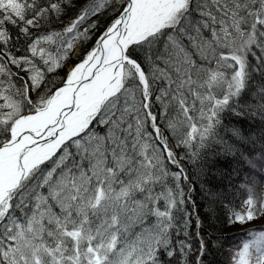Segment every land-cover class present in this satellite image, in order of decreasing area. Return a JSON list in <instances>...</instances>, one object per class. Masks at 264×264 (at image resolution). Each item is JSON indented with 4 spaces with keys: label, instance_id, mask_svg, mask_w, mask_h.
I'll use <instances>...</instances> for the list:
<instances>
[{
    "label": "snow or ice",
    "instance_id": "1",
    "mask_svg": "<svg viewBox=\"0 0 264 264\" xmlns=\"http://www.w3.org/2000/svg\"><path fill=\"white\" fill-rule=\"evenodd\" d=\"M62 2L0 0V264H163L161 254L184 256L190 245L179 241L177 249L173 235L188 176L159 125L193 164L219 146L264 174V129H222L225 113L264 123V0H115L120 14L95 46L62 86L33 100L29 84L39 90L44 80L35 58L47 71L61 67L96 22L82 26L113 5L89 0L62 31L36 36L30 56L7 50V25L27 35L59 17ZM8 64L29 73L19 87ZM257 144L251 158L241 151ZM242 187L243 211L230 209V223L264 214V193ZM231 259L264 264V229L245 233Z\"/></svg>",
    "mask_w": 264,
    "mask_h": 264
},
{
    "label": "trees",
    "instance_id": "2",
    "mask_svg": "<svg viewBox=\"0 0 264 264\" xmlns=\"http://www.w3.org/2000/svg\"><path fill=\"white\" fill-rule=\"evenodd\" d=\"M48 2L49 0H38L41 5H47ZM88 2L89 0L62 2L61 6L64 11L59 17L50 15L39 27H29L27 35L21 31L19 26L7 25L12 37L6 46L7 50L16 57L30 56L29 45L36 36L51 31H62L70 21L76 18L81 8ZM113 7L119 8V5L115 4V0H113L112 6L102 10L82 26L87 27L93 21L96 22V28L89 32V39L80 43L75 52L55 71H47L48 65L35 58L37 67L43 71L44 80L39 90H31L29 84L33 100L37 98L38 94L47 93L48 89L54 91L63 84L68 75L67 67L83 58L95 46L100 34L119 15V11H113ZM44 47L50 46L44 45ZM132 54L134 58L139 59L140 54L138 52ZM3 59L7 63L9 57L5 55ZM249 61L253 65L257 63L252 56H249ZM8 67L18 87L28 79V72L21 71L11 64H8ZM261 79L260 75L253 74V81H260ZM251 90L250 88L248 91ZM153 109L158 111L159 105L154 104ZM159 126L168 138L169 148L175 153L176 159L188 176L187 180L182 177L180 181L185 193V204L182 206L184 212L177 214L176 223L179 225V233L173 235V242L177 249L179 248V241H184L190 245V248L185 249L186 255L184 256L177 251L171 258L161 254L160 259L163 264H197L198 258L200 264H232L233 251L245 238V233L253 229H264V214H260L256 219L244 224L230 223L229 210L243 211V201L247 198V192L242 187L244 184L250 185L256 196L264 193V174L252 169L241 158L239 152L236 155H227L219 151V146H213L212 149L208 150L203 161L193 164L189 161L188 150L183 146H177L176 138L165 128L163 123H160ZM224 126H240L246 134L251 132L254 135H258L264 129V123L259 119H242L229 113L224 114L222 129ZM148 131H152L150 126ZM250 148L249 145L241 146V151L250 158L254 153L258 154L261 150L259 144L252 150ZM255 163L260 165L259 160H256ZM168 167L173 172L179 170L175 164H169ZM184 220L189 222L186 229L183 226ZM197 221H199V225ZM185 231L187 235L184 234ZM201 239L204 243L203 255L200 252Z\"/></svg>",
    "mask_w": 264,
    "mask_h": 264
},
{
    "label": "rangeland",
    "instance_id": "3",
    "mask_svg": "<svg viewBox=\"0 0 264 264\" xmlns=\"http://www.w3.org/2000/svg\"><path fill=\"white\" fill-rule=\"evenodd\" d=\"M84 58V57H83ZM83 58H81L77 63H75V64H70L68 67H67V73H69L70 72V70L72 69V68H74L75 66H76V64H78Z\"/></svg>",
    "mask_w": 264,
    "mask_h": 264
}]
</instances>
